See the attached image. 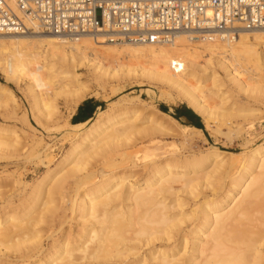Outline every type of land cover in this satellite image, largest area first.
<instances>
[{"label":"bare ground","instance_id":"obj_1","mask_svg":"<svg viewBox=\"0 0 264 264\" xmlns=\"http://www.w3.org/2000/svg\"><path fill=\"white\" fill-rule=\"evenodd\" d=\"M27 25L31 30L26 33L0 34V72L6 81L32 80L28 89L38 112L50 108L46 82H53L58 74L75 75L85 65L94 79L101 80L109 67L100 57L123 59L118 66L126 77L149 78L176 90L204 117L206 128L215 111L199 93L216 97L215 109L228 102L231 90L256 102L264 99L261 33L242 32L235 41L193 43L196 40L183 31L170 44L122 45L89 35L72 39L37 30L31 22ZM201 58H206L203 64ZM244 76L251 78L250 84ZM10 98L12 91L0 82V106L6 108ZM241 106L244 117L260 111L245 103ZM96 113L79 127L67 153L37 178L19 205L12 196L0 194V264L262 262L264 142L247 141L236 165L224 161L226 151L216 146L200 155L177 154L175 147L161 154L153 135H165L172 127L152 124L148 116L150 124L142 131L137 125L140 114L131 107ZM146 134L150 143L138 147L137 137ZM11 142L0 139L1 145L15 148ZM93 158L100 167L93 169ZM65 202L78 222L73 231L55 226L59 213L55 206ZM44 226L51 231L46 238Z\"/></svg>","mask_w":264,"mask_h":264},{"label":"rangeland","instance_id":"obj_2","mask_svg":"<svg viewBox=\"0 0 264 264\" xmlns=\"http://www.w3.org/2000/svg\"><path fill=\"white\" fill-rule=\"evenodd\" d=\"M196 41L190 42L206 43L202 40ZM126 44L122 43V45ZM90 57L93 58L94 55H90ZM98 59L101 63L103 62L105 68L109 67L107 74L102 72V75H104L101 76V80L94 79L89 68L80 65L75 75L60 73L53 79V82H46L50 85V99L48 100L51 102L47 113L38 112L34 104L28 89L29 83L32 82L31 79L22 78L16 83L6 81L5 76L0 72V82L12 91V98L8 100V106L6 108L0 106V129L2 127L0 139L8 138L12 141L11 143L16 144L15 148L0 144V194L12 196L15 204L19 205L23 201L22 197L33 190L32 186L37 178L44 175L48 169L53 168L67 153L70 142L77 138L79 127L85 123H71V114L87 98L104 100L102 111H116L131 107L133 113L140 114L141 120L137 125L141 130L148 128L150 124L147 126L148 121L146 119L148 116L152 117V124L158 122L169 128L172 127L174 131L170 129L168 133L165 132V135L162 133V135H153L155 145L160 147L157 152L161 154L175 147V150L178 148L177 154H183L184 156L200 155L216 146L220 150L226 151L227 154L221 156L224 161L229 159L226 162L230 161L229 163H235L234 165H236L239 155L245 151L247 141L252 142L253 145L264 142V99L256 102L253 99L246 98L245 94L231 90L230 95L232 96L225 99L228 102L220 106L219 109H215L218 99L199 93L203 103L215 111L214 115L208 120L207 128L204 117L199 112L194 111L200 116L199 122L203 126V129H201L184 124L183 119L178 120L173 116L177 109L185 112V108L190 107L176 90L169 89L149 78H138L135 75L126 77L124 71L118 66L123 59L117 60L118 62L115 58L113 60H111L112 58L102 59L101 57ZM205 60L206 58H201L200 63L203 64ZM93 62L91 61V63ZM43 73L46 74L47 71ZM113 73L117 76H114ZM249 78L244 76L243 80L246 84H250L251 78ZM206 86L211 87V82H206ZM45 88L43 87V89ZM222 89L225 90L226 88L223 87ZM231 103H235V105L231 106ZM242 103L260 108V111L254 116H241L244 108L241 106ZM164 107L167 111L163 110ZM227 113L231 114L230 117L227 116ZM8 127L9 129H7ZM238 128L241 132H238ZM149 135L140 137L141 139L136 135L139 142L137 146L140 147L141 144L148 145L151 141L150 138L147 140ZM146 140L147 142H145ZM96 160L97 158L92 160V163L94 161L96 163L93 164V169L101 166V162L99 163ZM206 171L204 170V172ZM48 182L50 183V181ZM49 183L46 186H49ZM71 183L72 179L70 178L65 183L66 187L70 188ZM55 197L57 198V204H59L61 201L57 196ZM23 203L26 204V202ZM63 203L61 204L63 205ZM62 205L55 206L59 207V210L57 208L59 213H55L57 223H55V226L57 229L63 227L73 231L78 224L75 220V214L73 213L72 216L67 202H65L67 206ZM63 214H65L64 218ZM61 219H64L63 224L60 223ZM44 228V238H46L48 234H51V231L47 229V226H44ZM46 231H49V233ZM60 234L62 236V232ZM260 264H264V259Z\"/></svg>","mask_w":264,"mask_h":264},{"label":"built area","instance_id":"obj_3","mask_svg":"<svg viewBox=\"0 0 264 264\" xmlns=\"http://www.w3.org/2000/svg\"><path fill=\"white\" fill-rule=\"evenodd\" d=\"M37 30L109 43L170 44L264 36V0H0V34Z\"/></svg>","mask_w":264,"mask_h":264},{"label":"crops","instance_id":"obj_4","mask_svg":"<svg viewBox=\"0 0 264 264\" xmlns=\"http://www.w3.org/2000/svg\"><path fill=\"white\" fill-rule=\"evenodd\" d=\"M104 100L99 98H87L83 100L76 109L73 110L71 114V123L73 124H80L87 122L94 118V116L97 114L99 110L104 105ZM198 114L194 112L190 107L185 108V113L182 117V119L186 122L189 121H200L198 118ZM200 117V116H199Z\"/></svg>","mask_w":264,"mask_h":264},{"label":"trees","instance_id":"obj_5","mask_svg":"<svg viewBox=\"0 0 264 264\" xmlns=\"http://www.w3.org/2000/svg\"><path fill=\"white\" fill-rule=\"evenodd\" d=\"M164 111H167L166 107L163 108ZM184 111L180 110V109H177L176 112L173 114V116L175 118H177L178 120H181L183 115H184ZM198 118L200 119V117L198 116ZM184 124H188V125H193V126H196L198 128H201L203 129V126L200 122L198 121H189V122H183Z\"/></svg>","mask_w":264,"mask_h":264}]
</instances>
